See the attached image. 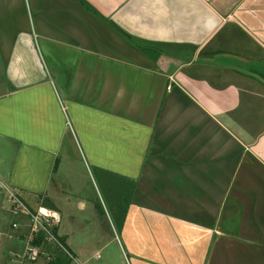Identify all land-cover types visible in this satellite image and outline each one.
<instances>
[{
	"label": "crops",
	"instance_id": "crops-1",
	"mask_svg": "<svg viewBox=\"0 0 264 264\" xmlns=\"http://www.w3.org/2000/svg\"><path fill=\"white\" fill-rule=\"evenodd\" d=\"M0 67V264L28 230L2 185L59 215L68 252L38 243L28 264H96L103 240L63 221L61 172L79 169L116 215L114 185L127 194L126 264H264V0H0ZM75 198L113 229L108 206Z\"/></svg>",
	"mask_w": 264,
	"mask_h": 264
},
{
	"label": "rangeland",
	"instance_id": "rangeland-1",
	"mask_svg": "<svg viewBox=\"0 0 264 264\" xmlns=\"http://www.w3.org/2000/svg\"><path fill=\"white\" fill-rule=\"evenodd\" d=\"M115 54H118L121 57L128 58L129 60L133 61H139L140 60V55L138 53V49L136 46L132 44V42H128L124 39H118L115 41ZM1 66H4L2 63ZM0 72H1V77L4 79V67H0ZM91 173L95 176L97 184H98V179H97V172L95 168H91ZM100 175V173H99ZM61 176L64 177V181L61 182V188L63 190H66L67 193L72 197L73 202L72 204L67 203L66 197L64 194H62V199L61 201L63 202L62 208L67 207L73 212H77V215H65L63 221L66 222L69 225V227L73 230L75 228L76 235L74 236L79 244H83L85 238L88 237V240L91 244H96L97 242L94 241V236H97L99 240L102 241L103 247L100 248V250L91 252L89 255L93 257L91 260L92 262L96 264H100L101 262H104L105 260H111L112 264H126L124 262V259L122 255L119 252L118 244L120 240V234L118 233L116 226L114 224V221L111 217V222L113 223V229L109 225H107L105 220H100L99 215H89L88 213L85 214V211H83L84 208H79V203L80 201L75 198V193H77L80 197L84 198V200L87 203L88 209L86 210L87 212L90 211L91 207L93 204H105V206H108L109 209H113V203H112V198L110 197L111 194V189L112 187L106 188L104 185H100V183L97 186L98 193H96V190L92 186V182L89 178V176L86 175L84 170L79 169L78 171H75L73 173H65L64 171L61 172ZM78 183V185L76 183ZM117 184L114 185L115 189L118 188ZM78 191H73V188H77ZM84 195V196H82ZM65 197V198H64ZM103 202V203H102ZM3 206L5 205L8 207L6 198H4L0 194V211ZM104 206V205H102ZM99 208V207H98ZM1 214V212H0ZM21 214V213H20ZM18 214L19 217L16 215H8L6 216V220L4 221L3 228L4 229H10L12 227V220L16 219L19 226H22L21 220V215ZM64 223V222H63ZM94 225L96 226L97 229V235H94L92 233H89L91 231H94ZM19 227V228H20ZM19 230V229H17ZM89 233L87 236L83 235ZM12 234H15V230L13 227ZM62 250V249H61ZM108 258V259H107ZM7 258H5L6 260ZM9 259V257H8ZM15 259V257H14ZM126 261V260H125ZM20 260L15 259L14 264H19ZM36 263L38 264H48L47 257H42L40 258ZM35 263V264H36ZM73 264H87L84 262L80 254L78 253L77 260L72 261ZM26 264H28L26 262Z\"/></svg>",
	"mask_w": 264,
	"mask_h": 264
},
{
	"label": "built area",
	"instance_id": "built-area-1",
	"mask_svg": "<svg viewBox=\"0 0 264 264\" xmlns=\"http://www.w3.org/2000/svg\"><path fill=\"white\" fill-rule=\"evenodd\" d=\"M2 188L7 193L8 201L16 207V210L26 213L28 223L26 246L21 255H16L20 258L21 264H26L28 261L37 259L40 253L38 243L47 242L53 244L58 249L68 252L56 232L59 222V215L56 212L44 206H39L34 210L30 209L15 191L4 185H2ZM13 227L19 228L20 226L17 222H14Z\"/></svg>",
	"mask_w": 264,
	"mask_h": 264
},
{
	"label": "trees",
	"instance_id": "trees-1",
	"mask_svg": "<svg viewBox=\"0 0 264 264\" xmlns=\"http://www.w3.org/2000/svg\"><path fill=\"white\" fill-rule=\"evenodd\" d=\"M123 34L126 35L124 32H123ZM143 49H146L145 50L146 53H148L147 51H149V50L152 51L151 49H148V48H143ZM118 182H120V180H118ZM134 186H135L134 182L130 183V186H129L130 193L132 192V189ZM122 193L124 194L123 196H122ZM126 195L127 194L124 193V189H123V191H121V187L119 185L117 190L115 189V199H114V202L119 205V206H117V208H118L117 210H118L119 215H116L114 213L113 209H110L111 213H112L111 216L113 218L114 224H115L116 229H117L119 234L121 233L122 224L124 221V216L126 215V211L124 209H127L128 205L130 204V201L127 199ZM51 262H53V261H51ZM54 262H57V260ZM62 264H67V262H64V260H62Z\"/></svg>",
	"mask_w": 264,
	"mask_h": 264
}]
</instances>
